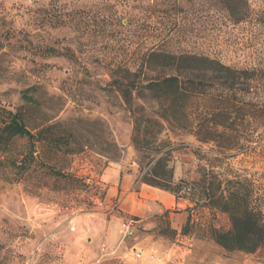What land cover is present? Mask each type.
<instances>
[{"label": "rangeland", "instance_id": "374dc122", "mask_svg": "<svg viewBox=\"0 0 264 264\" xmlns=\"http://www.w3.org/2000/svg\"><path fill=\"white\" fill-rule=\"evenodd\" d=\"M238 2L0 0V124L17 113L34 134L7 138L0 129V264H65L78 252L72 217L103 206L104 167L132 164L153 181L147 171L160 147L173 178L181 171L191 185L176 192L216 230L230 226L222 202L238 181L264 214V117L256 110L264 82L237 90L230 139H199L194 128L158 116L155 98L134 88L126 101L121 89L127 68L134 78L143 75L152 49L264 68V0H246L244 19L236 18ZM217 104L204 99L193 116L211 124ZM132 110L143 119L139 141ZM225 254L234 263L264 264V244Z\"/></svg>", "mask_w": 264, "mask_h": 264}, {"label": "trees", "instance_id": "16d2710c", "mask_svg": "<svg viewBox=\"0 0 264 264\" xmlns=\"http://www.w3.org/2000/svg\"><path fill=\"white\" fill-rule=\"evenodd\" d=\"M238 3L236 18L244 19L249 11L246 0H239ZM145 62L144 69L140 70L143 75L139 78L130 76L134 75L135 71L128 68L125 70L128 75L127 84L121 86V89L126 101L131 100L133 89L136 88L143 95L156 99L157 113L163 120L194 128L197 137L202 140L215 137L230 139L232 134L228 129L234 126V113L240 110L232 106L237 90L248 89L253 81H256V84L264 82V68L233 66L218 57L204 53L152 49L146 53ZM207 98L218 102L214 107L211 124L204 120L205 117L193 116L192 113L194 104L200 105V102ZM256 110L264 117V103L257 105ZM132 116V138L139 141L143 119L141 114H135L133 110ZM145 120L162 125V122L149 116ZM0 129L6 131L7 138L14 134L34 137L33 132L17 113L8 112L7 118L2 119ZM2 137L4 138L0 132L1 140ZM155 151L161 153L155 158L152 169L147 171L154 180L147 182L167 188L177 196H185L178 194L176 190L181 188L182 191H189L190 183L185 182L183 178L175 182L173 168H166L167 151L162 150V147ZM238 184L230 193L229 199L222 202L224 209L229 212L230 226L222 230L215 229L214 236L227 251H254L264 244V214L261 209L250 203L249 189L242 191L243 183L238 181ZM187 186H190L189 189Z\"/></svg>", "mask_w": 264, "mask_h": 264}, {"label": "crops", "instance_id": "0c3cea01", "mask_svg": "<svg viewBox=\"0 0 264 264\" xmlns=\"http://www.w3.org/2000/svg\"><path fill=\"white\" fill-rule=\"evenodd\" d=\"M100 177L103 206L72 217L78 252L65 264H240L229 260L215 239L216 224L187 196L141 179L137 168L124 162L106 165ZM181 177L185 174L174 170V178ZM129 220L132 232L123 236Z\"/></svg>", "mask_w": 264, "mask_h": 264}, {"label": "built area", "instance_id": "2783aa9c", "mask_svg": "<svg viewBox=\"0 0 264 264\" xmlns=\"http://www.w3.org/2000/svg\"><path fill=\"white\" fill-rule=\"evenodd\" d=\"M190 186H187V189H189ZM98 202H102V199H97ZM70 229H74V224H70L69 225ZM132 232V226H131V220L129 221H126L124 224H123V230H122V233H123V236L125 235H128ZM137 254L139 253V251L136 252Z\"/></svg>", "mask_w": 264, "mask_h": 264}]
</instances>
